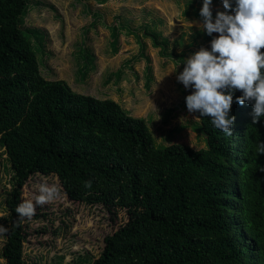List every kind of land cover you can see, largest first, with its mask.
<instances>
[{
	"label": "trees",
	"instance_id": "trees-1",
	"mask_svg": "<svg viewBox=\"0 0 264 264\" xmlns=\"http://www.w3.org/2000/svg\"><path fill=\"white\" fill-rule=\"evenodd\" d=\"M29 4L0 0V148L6 162L0 168L9 175V188L0 186L5 211L0 220L9 229L0 249L4 264L23 262L27 224L14 226L15 209L23 185L35 174L56 176L72 202L100 205L111 218L126 214L103 238L97 257L76 252L66 264H264V154L257 152L264 142V117L253 125L252 106L236 104L242 95L236 91L231 137L200 117L188 125L204 147L159 144L148 121L117 101L78 93L65 80L44 76L50 70L46 34L25 26ZM92 17L96 26L100 16ZM130 22L118 16L107 27L109 46L116 53L120 34L132 35L138 53L123 67L133 69L134 59H145L146 88L153 76L145 39L159 57L183 69L184 54L170 50L158 19L135 29ZM76 48L74 75L84 83L95 56L82 41ZM125 73L118 69L108 80L119 82ZM85 181H92L90 189Z\"/></svg>",
	"mask_w": 264,
	"mask_h": 264
},
{
	"label": "rangeland",
	"instance_id": "rangeland-1",
	"mask_svg": "<svg viewBox=\"0 0 264 264\" xmlns=\"http://www.w3.org/2000/svg\"><path fill=\"white\" fill-rule=\"evenodd\" d=\"M202 4L203 0H108L105 3L97 0H30L25 26L44 30L46 34V49L50 57L47 61L50 70L43 72L46 78L65 80L78 93L117 101L132 116L148 121L159 144L184 143L196 149L204 147L205 143L188 125L189 120H198V113L187 111L185 97L191 94L192 89H185L176 79L183 69H179V64L176 67L173 61L159 57L157 49L145 39L147 49L144 53L150 58L153 76L150 87L146 88L143 75L145 59H134L131 63L133 69L123 67L138 53L134 38L121 33L118 51L113 53L107 27L118 16L130 20L132 29L152 18L158 19V30L168 38L170 50L183 53L185 61L201 47L210 50V41L218 35H207L209 39L206 42L199 38L194 40L196 34H206L199 15ZM232 4L235 7L234 0ZM211 10L214 20L217 11H225L222 0H212ZM95 12L99 14L100 21L93 26L91 22ZM81 41L95 56V67L84 83L76 80L74 75V53ZM118 69L126 72L123 80H108ZM1 152L0 148V162L5 164V155ZM8 178L9 175L0 168V186L5 183V188H9ZM42 183L57 184L61 195L53 202L37 207L35 215L43 216L41 219L33 217L31 221H25L28 236L23 243L25 257L22 264L25 261L28 264H66L74 253L86 254V251L97 257L103 238L126 221V214L119 211L116 217L111 218L100 205L87 206L70 201L54 175L35 174L30 177L21 189V200L39 195ZM4 215L0 203V218ZM0 225H3L1 220ZM3 241L4 238H0V249ZM61 256H64L63 261ZM0 264H4L1 257Z\"/></svg>",
	"mask_w": 264,
	"mask_h": 264
},
{
	"label": "clouds",
	"instance_id": "clouds-1",
	"mask_svg": "<svg viewBox=\"0 0 264 264\" xmlns=\"http://www.w3.org/2000/svg\"><path fill=\"white\" fill-rule=\"evenodd\" d=\"M211 4L212 0H203L201 26L207 35H218L210 41V50L201 47L184 61L176 79L192 89L185 97L187 111L199 113L197 118H210L215 129L231 137L236 120L230 115L234 92L242 93L235 97L236 104H251L253 125L264 117V0H234L235 7L232 0H222L225 11H217L214 20ZM257 152L264 154V142L257 145ZM84 187L90 189L92 181H85ZM60 195L57 184H40L39 195L17 205L14 226L31 221L38 206ZM8 231L0 225V238Z\"/></svg>",
	"mask_w": 264,
	"mask_h": 264
},
{
	"label": "built area",
	"instance_id": "built-area-1",
	"mask_svg": "<svg viewBox=\"0 0 264 264\" xmlns=\"http://www.w3.org/2000/svg\"><path fill=\"white\" fill-rule=\"evenodd\" d=\"M37 176H39L38 174H37ZM61 186V185H60ZM62 188V187H61ZM24 249L22 250V261L24 260V257H25V253H24ZM24 262V261H23ZM25 264H28L26 261H25Z\"/></svg>",
	"mask_w": 264,
	"mask_h": 264
}]
</instances>
